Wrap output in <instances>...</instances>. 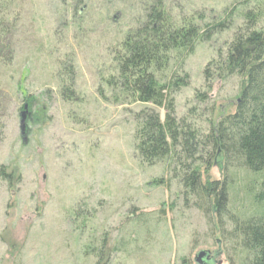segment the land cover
Masks as SVG:
<instances>
[{
    "label": "rangeland",
    "instance_id": "374dc122",
    "mask_svg": "<svg viewBox=\"0 0 264 264\" xmlns=\"http://www.w3.org/2000/svg\"><path fill=\"white\" fill-rule=\"evenodd\" d=\"M234 2L166 0L165 8L176 21H208ZM144 4L84 0L81 11L71 0H0V167L14 174L0 177V264H97L91 249L104 237L117 251L102 264H194L202 251L219 253L215 264H242L220 234L211 237L204 214L183 205L164 164L148 167L134 158L133 115L151 109L163 119L164 111L115 102L104 84L111 52L143 20ZM241 24L235 20L186 59L178 77L186 75L188 87L175 95L177 117L202 108L194 99L199 93L206 95L203 106L214 105L216 120L233 113L239 79L207 89L202 72ZM63 62L74 69L71 103L60 96ZM27 96L34 103L21 130ZM221 169L217 158L209 179L222 181Z\"/></svg>",
    "mask_w": 264,
    "mask_h": 264
},
{
    "label": "trees",
    "instance_id": "16d2710c",
    "mask_svg": "<svg viewBox=\"0 0 264 264\" xmlns=\"http://www.w3.org/2000/svg\"><path fill=\"white\" fill-rule=\"evenodd\" d=\"M165 1L145 0L143 20L111 52V75L104 84L116 93L115 102L124 99L164 111L163 119L151 109L133 115L134 158L148 167L164 164L181 188L183 205L204 214L211 237L220 234L219 242L231 247L242 264H264V0H236L221 17L208 21L199 15L173 20ZM71 3L82 11L84 0ZM235 20L242 24L202 72L207 89L216 80L239 79L233 113L216 120L214 105L203 106L206 95L199 93L194 99L202 108L194 105L177 117L175 95L188 87L187 76L178 77V71L200 44L231 28ZM57 78L61 98L74 102L72 64L61 63ZM24 101L21 110L27 115L34 99ZM217 158L222 160V181L209 179ZM6 170L0 167V177L11 180L14 174ZM107 240L101 238L91 249L97 264L117 251L107 249ZM181 264L192 262L183 259Z\"/></svg>",
    "mask_w": 264,
    "mask_h": 264
},
{
    "label": "water",
    "instance_id": "95a60500",
    "mask_svg": "<svg viewBox=\"0 0 264 264\" xmlns=\"http://www.w3.org/2000/svg\"><path fill=\"white\" fill-rule=\"evenodd\" d=\"M25 116H26V113L23 112L21 114V130H23V124H24ZM208 254H210V253L206 252V251L199 252L194 259V263L195 264H202L203 260L206 258V256H208Z\"/></svg>",
    "mask_w": 264,
    "mask_h": 264
},
{
    "label": "flooded vegetation",
    "instance_id": "af4514ba",
    "mask_svg": "<svg viewBox=\"0 0 264 264\" xmlns=\"http://www.w3.org/2000/svg\"><path fill=\"white\" fill-rule=\"evenodd\" d=\"M209 253L210 254H208V256H206V258L203 260L202 264H209V263L215 264V262L217 260L216 258L218 257L219 253H217V252H214V253L209 252Z\"/></svg>",
    "mask_w": 264,
    "mask_h": 264
}]
</instances>
